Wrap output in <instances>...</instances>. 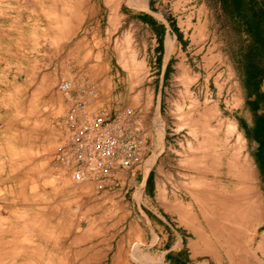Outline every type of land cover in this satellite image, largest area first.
<instances>
[{
  "label": "rangeland",
  "instance_id": "1",
  "mask_svg": "<svg viewBox=\"0 0 264 264\" xmlns=\"http://www.w3.org/2000/svg\"><path fill=\"white\" fill-rule=\"evenodd\" d=\"M134 1L0 0V264H264V0Z\"/></svg>",
  "mask_w": 264,
  "mask_h": 264
},
{
  "label": "crops",
  "instance_id": "2",
  "mask_svg": "<svg viewBox=\"0 0 264 264\" xmlns=\"http://www.w3.org/2000/svg\"><path fill=\"white\" fill-rule=\"evenodd\" d=\"M146 1H147L146 6H145L146 8H143V7L140 8L138 6H140L141 4L139 3V1L135 0L133 3L134 4V7H133L134 11L142 12V15L146 18V21L154 24V26H157L158 28L163 30V32H164L163 35H161V34L154 35L156 40L159 41L162 38V42L164 44V43H166L168 38L170 39L171 36H174V41L178 42V47L180 49L181 42L185 41L186 38L190 35L189 34L190 25H188L186 27V29H184L183 27H180L177 22H174V19L168 14L167 15L160 14V17H157L155 14H153L151 12V6L149 4V0H146ZM157 54H159V52H157ZM163 69H164V67L162 68L161 75L164 74ZM159 84H160V89H161L162 83H159ZM138 168H136L134 171H132L131 174L124 172V170H120V169L117 170L116 174L114 175V176H116L115 182L114 181L112 182V180H109L108 183L106 184L105 189L101 190V196H106L107 194H112L115 190H117L119 188V187H117L115 189L114 185L117 184V186H119L118 184H120V186H123L125 182L127 184H130V183L134 184L135 183L136 184L135 187L142 188V191L144 192L146 187H147V176H142L141 179L139 180V182H137L138 180L135 179V174H136V170ZM126 174H127V176H126ZM128 175H130L131 177H128ZM117 194H119V192L115 191L113 193V195H117ZM156 201H157V204H156L157 208H156V214L155 215H156V221L157 222L155 223V227H156V231L159 234H162V236H163L164 227L169 224L171 219H174V216L176 214L175 211L178 213V217L180 216V212H179L178 208L180 205H183V204H178V206L174 209V206H173L174 204L173 203L170 204L169 201H165V198L162 197V194L160 193V191H157V200ZM181 222H183V221L181 220ZM183 224H184L183 226L185 228H187L188 230H191L186 225V223L183 222ZM179 237H180V241H183V238L181 236H179ZM175 243H178V242H175ZM110 245L111 246H110V248L107 249V251L114 253L113 244L110 243ZM171 249H174V247H172ZM173 260L175 261V258H173Z\"/></svg>",
  "mask_w": 264,
  "mask_h": 264
},
{
  "label": "trees",
  "instance_id": "3",
  "mask_svg": "<svg viewBox=\"0 0 264 264\" xmlns=\"http://www.w3.org/2000/svg\"><path fill=\"white\" fill-rule=\"evenodd\" d=\"M257 18L252 19L250 23V32L252 40L250 43L251 55L255 58V64L250 68L249 74L253 80H257V76L264 75V63L261 65L260 61L256 60V57L264 56V11L258 12ZM254 60V59H253ZM262 73V74H261ZM261 128L263 132L258 135V162L264 173V115L260 116Z\"/></svg>",
  "mask_w": 264,
  "mask_h": 264
},
{
  "label": "bare ground",
  "instance_id": "4",
  "mask_svg": "<svg viewBox=\"0 0 264 264\" xmlns=\"http://www.w3.org/2000/svg\"><path fill=\"white\" fill-rule=\"evenodd\" d=\"M125 163V162H124ZM79 174H81V173H79ZM77 180V179H76ZM23 236H24V233H23ZM24 239V238H23Z\"/></svg>",
  "mask_w": 264,
  "mask_h": 264
}]
</instances>
